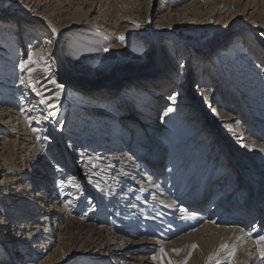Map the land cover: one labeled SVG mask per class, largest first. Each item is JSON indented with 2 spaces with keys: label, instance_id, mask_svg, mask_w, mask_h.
Instances as JSON below:
<instances>
[{
  "label": "bare ground",
  "instance_id": "obj_1",
  "mask_svg": "<svg viewBox=\"0 0 264 264\" xmlns=\"http://www.w3.org/2000/svg\"><path fill=\"white\" fill-rule=\"evenodd\" d=\"M10 1L23 6L33 19L29 28L35 30V35L32 39L22 40L26 31L22 32L19 24L0 19V264H65L66 257L71 254L69 236L74 234L72 229L93 234L107 228L106 225H98L100 219H104L101 196L97 192L99 189L93 186L91 192L85 191L84 180L71 163L77 165V169L83 167L85 170L88 163L98 169L89 171L93 173L91 177L97 178L95 181L90 179L89 183L102 187L100 182H109L113 192L107 199V205L112 210L116 207L115 222L121 230L129 227L130 233L143 231L140 225L145 218L138 213L149 208L151 214L148 220L152 222L154 218L150 215H156L155 228L164 229L165 232L152 239L142 237L138 242L125 237L120 238L121 243L110 240L103 244V248H106L103 252L98 251V258L107 257L114 264H131L127 262V253H130L127 248L141 244L145 247L151 245L147 250L155 252V257L162 256L163 261L160 263L153 256L140 254L135 259L138 264H163L175 247L194 243L217 248L220 242L235 246L238 254H255L259 258L255 243L257 233L253 231L251 236L248 235V221L245 218L250 220L256 215H263L260 198L264 199V196L260 190L264 186V151L261 150L264 149V134L258 128L251 127L254 123L248 126V120L239 113L229 111L231 103L235 102L232 96L219 98L216 86L202 84L208 79L217 84L223 82L222 73L228 72L230 66L242 58L252 63L250 49L244 46L246 40L244 43V40L235 41L227 50H219L216 63L222 73L217 69H206L201 82L193 88L191 75L193 73L194 76V67L189 60L181 67V75L177 76L174 87L172 78L180 67L178 58L172 54L159 66L162 75L154 79L155 85L148 86V82L141 79L145 73L135 69L139 66L131 65L133 59L127 63L125 61L130 51L142 48V40L147 33L141 26L137 27L140 25L137 21L123 18L120 13L110 10L109 3L98 4L86 0L74 6L71 4L69 8L73 7L72 12L65 16L69 8L64 15L63 9L58 7L63 3L65 6L71 0ZM187 1L164 0L152 26L153 7L147 12L145 25L154 32L155 50L160 48L158 40L162 29L177 28L173 26V18L178 16V12L186 9L210 12L214 16L213 23L230 22L238 14L237 7L242 2ZM241 4L243 16L257 22L259 11L248 8L249 1ZM191 22L192 19H188V23ZM190 27L188 25L185 29L189 30ZM53 29L57 31L53 32ZM254 29L264 30V26L258 24ZM120 35L125 37L123 43L119 40ZM24 40L30 42L27 52L22 54ZM64 41L68 43L65 52L62 49ZM258 42V39H254L250 43H253L256 54H262ZM168 44L172 48L183 45L185 49V44H179L176 39ZM193 52L188 51V54ZM29 53L34 54L35 63L31 71L26 69L21 72L19 64L27 59ZM92 66L107 70L95 74L96 84L88 86L82 80V75ZM130 70L135 72L133 76H121ZM21 77L25 80L24 84L20 82ZM16 78L17 83H14ZM30 79L48 101L47 105L40 103V96L29 86ZM166 83L173 85V92L161 96L167 102L161 115L154 117L160 104L157 92H168L166 87L169 84ZM56 84L63 87L58 89ZM119 91L120 97L115 99ZM57 92L60 93L58 98ZM249 93L247 90L244 95L248 96ZM171 96H175L174 103L170 100ZM194 97L201 102L208 101L205 97L211 100L206 106L216 120V126L227 129L226 125H232L238 151H247L250 157L257 156L258 159L252 162L262 164V169L257 165L254 169L253 176H257L253 180L255 188L243 195L241 213L236 209L232 212L234 207L231 200L247 190L246 184H243L244 175L240 169H235L232 159L228 160L225 152L219 149L222 147L215 145L216 137L208 138L200 131L203 124L196 115ZM14 100L21 104V110L14 107ZM169 107L173 111L164 115ZM76 120L77 124L74 125ZM136 120L141 121V125H136ZM183 125L195 127L187 135L182 129ZM85 136L89 142L92 140L93 147L82 151L79 149ZM175 136L179 138L177 142L171 139ZM245 144L253 147L250 149ZM166 147L170 150L167 169L158 175L163 167L157 166L162 163ZM156 160L158 165L155 167ZM80 163L83 165L80 166ZM107 173L113 174L111 179ZM219 176L226 178L214 191L216 195L208 211L204 213L203 207L187 210L194 207L191 202L194 196L205 198L211 181ZM145 178L148 180L146 184ZM66 198L69 200L64 201ZM82 207L88 211L82 213ZM181 207L186 209L185 213L180 211ZM99 213L102 214L97 219ZM263 217L254 222L260 228ZM175 223L182 228L187 223L191 225L184 228L187 232L176 235ZM263 230L260 229L261 235H264ZM171 236H176V239ZM112 239H119V236ZM116 242L118 245L112 247ZM124 243L129 245L126 249ZM161 248L163 253L160 252ZM121 251L123 254H117ZM257 264L261 262L258 260Z\"/></svg>",
  "mask_w": 264,
  "mask_h": 264
},
{
  "label": "rangeland",
  "instance_id": "obj_2",
  "mask_svg": "<svg viewBox=\"0 0 264 264\" xmlns=\"http://www.w3.org/2000/svg\"><path fill=\"white\" fill-rule=\"evenodd\" d=\"M82 1L85 2L86 0H71L70 3L68 2L67 4H65V6L63 3L58 8L60 10L63 9L62 12L64 14L65 12H67V9L69 8V6H71V4L74 6L75 3H78V2L82 3ZM87 1H95L98 4L99 3H102V4L109 3L108 8L110 10L120 13L123 18H129V19H132L133 21H137L140 24L139 26L145 29L147 35L145 36L146 38L142 40V45H143L142 48L139 47L133 50V52L130 51L125 61L127 63L129 59L130 60L133 59L134 63H132L131 65L139 66V67H136L135 69L140 70L141 73H145L143 74L141 79H144L145 82H148V86L155 85L154 79L162 75L159 72V66L165 63L167 56H170L172 54L176 56V58H178L177 64L180 67V70L178 69L177 73L174 74L172 78L174 79V87H175V84H177V81H176L177 76L179 77L181 75V72H182L181 67L184 65V63H186L187 60H189L191 63L193 62L192 65L194 67V76H193V73L191 75L193 79L191 82L192 88H193V86L195 87L197 83L201 82L202 75L205 73L206 69H211V68L215 70L217 69L219 73H222V71L219 70L220 69L219 65H217L216 63V58H217L216 54L218 53L219 50H223V49L227 50L230 47L229 45H231V43L235 41L238 42V41L244 40L242 41L244 43L246 40L244 46L250 49L249 52H251L252 63H247L245 62L246 60L242 58L240 62L235 63L234 65L230 66V68L228 69L229 73L228 72L222 73V76L224 79L223 82L217 84V82H214L208 79V82H203L202 84L216 86L219 90L220 95L219 94L217 95V97L219 98L221 97L225 99V97L232 96V98L235 99V102L231 103L229 111L232 114H235L236 112L239 113L246 120H248L247 121L248 126L249 124L251 126V122H252L254 123V125L252 124L251 127L254 126L258 128L261 131V134H264V130H263L264 128V80H263L264 79L263 78L264 77V30L255 31L254 29V26L258 24L261 26H264V0H242L243 3L244 2L246 3L249 1L248 8L253 7L259 11L260 18L257 22H252L251 20L243 16V13L241 12L242 2H240L239 3L240 5H238L237 7L238 11L237 10L236 11L238 14H236V16L230 22L221 21L219 23H213L214 16L213 14L211 15L210 12L208 13L202 12V11L198 12V10H195L193 12L189 9H186L185 11L184 10L180 11L177 14L178 16L173 18V26H177V28L170 27V28L162 29L161 37L158 40V46L160 48L157 50H155V47H154L155 46L154 45L155 42L153 38L154 32L152 29L149 30L147 28V26L145 25V21L147 20L146 18L147 12L151 9V7H153L152 17L150 19L151 26L156 22L159 10L163 6L164 0H87ZM188 1H191V0H188ZM213 1L217 2L218 0H213ZM182 5L184 4H181L180 6ZM64 9L66 11H64ZM72 9L73 7L69 8L68 13L67 14L65 13L66 15L65 14L64 15L67 16L68 14H70V12H72L71 11ZM0 19L1 20L4 19L7 22H10L12 24L13 23L19 24L22 32L26 31V32H23L24 34H23L22 40L23 38L32 39L34 37L33 35H35L33 33L35 30L33 28L32 29L29 28V25H31L33 19L26 13L25 9L21 5H17L16 3L10 0H0ZM188 19H192V22H191L192 24L188 23ZM188 25H191L189 30L185 29L186 26ZM218 31H220L219 34L217 33ZM259 34L261 36H258ZM171 38L176 39L179 42V44H181V42L185 44V49L183 48V45H178V47L172 48L168 44V42L172 40ZM254 39L256 40L258 39L259 41L258 47L260 48V51L262 52V54H256V52L253 51L254 50L253 49L254 47L252 46L253 43L251 44L250 42L253 41ZM29 42L30 41L28 40H24V52H22V54H25L27 52V46ZM161 47H164V49L161 50ZM67 48H68V43L64 41V43H62V49L64 50V52ZM191 50H193L194 52L192 54H188V51H191ZM19 53L20 52H18V55ZM188 55H191V56L189 57ZM206 59L208 60L203 64L202 61ZM117 64H120V63L117 62ZM129 68H133V67L130 66ZM106 70L107 69H105L104 67H101V68H97L95 66L89 67V69L86 72H84V74L82 75V80H84L85 84H88V86H93L96 84L94 80L95 74H98L99 72H104ZM158 72L160 74H157ZM134 73L135 72L133 70L132 71L130 70L127 72V74H123L121 76L131 77L133 76ZM204 76L205 75H203V77ZM17 79L18 78L14 80V83H17ZM106 80L107 79H103V81H106ZM88 82H92L93 84L89 85ZM167 84L169 83H166L165 85ZM167 86L168 87L166 88H168L170 92L169 90L168 92H163V91L157 92L158 95L160 96V99L157 96L158 97L157 99L160 100V104H158V106L156 107L154 117L155 116L159 117L161 115V111L163 107L166 105L165 103L167 101L163 100L161 96L163 95L165 96V94L169 95L171 94V92H173V89H174L173 85L169 84ZM247 90L250 92L249 93L250 95L252 94L254 96L252 95H251L252 97L250 95L245 96L244 93ZM119 97H120V91L118 92V94L116 93L115 99ZM207 100L208 101L201 102V100L197 99V97L196 98L194 97V101H193L194 103H197L196 104V115L198 118H201V123L203 124V127L200 128V131H203V134H207L208 138L216 137L214 138L215 145H217L218 147H222L219 149L225 152V155L228 157V160L232 159L233 161L232 163L235 164L234 166L235 169L237 167V170L240 169V173L242 172V174L244 175L243 184L244 185L246 184L245 187L247 190H244V193L243 192L240 193V196L233 198L231 200L232 206L234 207L232 212H234L236 209V211L238 210L241 213L243 211V208H242L243 195L248 190L253 189L254 187L253 180L255 177H257V176H253L254 169L256 165L258 167L260 166L259 169H262L261 168L262 164L261 162H257V163L252 162L253 160L255 161V159H258L257 156L254 157L251 154L252 156L250 157L249 156L250 153H247V151H238V148L235 146V143H234L235 133L229 131L228 128L223 129V128L216 126L217 122L211 115L212 114L211 111H209L206 106L211 100L209 99ZM14 102H15L14 107L16 109L18 108V110L19 109L21 110V106H20L21 104H19L17 100H14ZM173 121L176 122L177 119L176 120L173 119ZM136 122H137L136 125H141L140 124L141 121L136 120ZM76 124H77V120L74 125ZM74 125L72 126L73 129L75 128ZM192 127H195V126L183 125L182 129L187 135H189L190 133H192V130H191L193 129ZM152 137H155V136L152 134ZM171 139L173 142H177L179 140L178 136L172 137ZM81 142H82V147L79 150H82V151L89 150L93 147V145L91 144L92 140L89 142L86 136L83 140H81ZM43 144L44 143H42V145ZM203 144L204 143H202V145ZM169 154H170V150L168 149V147H166L163 153V156H162V163L158 165L157 164L158 160L154 162L155 167L156 165H158L157 166L158 168L163 167L162 170L158 172L159 173L158 175H162V173L166 171ZM194 156L195 154H193L192 157ZM83 158L85 159V157ZM239 158L241 159L239 160ZM243 158L248 160L250 163L247 164ZM163 161H164V164H163ZM71 165L72 167H74V170H76L78 176L82 180H84L83 182H84L85 191L91 192L93 190V186H96L99 189L98 190L95 187V189L98 190L97 192L101 196L99 198L101 199L100 201H101L102 208H104V217H103L104 219H100L101 222H98V225L100 226L106 225L107 228L100 229L99 231H96L95 233L92 232L93 234L85 233V232L83 233L78 230L72 229L74 234L73 235L70 234V236L68 235L70 238V246L72 249H71L70 256L66 257L65 259V264H96L97 262H98L97 264H114V261L111 259H108L107 257L98 258L96 256L98 255L99 250L103 252V249H106V248H103V244L107 243L108 241L112 240L113 242L116 240L117 242L119 241V243H121L120 238L125 237L126 239L131 240L133 242H138L142 237L152 239V238H156L159 235H164L165 233L164 229L159 230L155 228L154 219L156 218L158 219L156 215H150V216H153L154 218L152 222L148 220L149 214H151L149 212L150 210L149 208L143 209L142 213L141 212L138 213L142 218H145V219H142V222H141L142 225H140L143 231L142 230H140V232L137 231V233L135 234V233H130L131 229L129 227L128 229L121 230V228H119L117 226V223L115 222L116 221V213H115L116 207H113V210H112L111 207L107 205V199L109 195L113 192L112 188L109 185V182L107 181L100 182L102 187L96 183L94 184L89 183L90 179L92 181H95V179H97V178L91 177V174L93 173H89V171L93 172L95 170H98V169H94L93 165L90 163L87 164V168L85 169L87 170V172H85L83 167L82 168L78 167L77 169V165L73 163H71ZM81 165L83 164L80 163V166ZM135 165L136 164H134L133 166ZM112 173L110 174L107 173V177L109 179H111L112 175L116 172L114 171V173L113 174ZM225 178L226 176H219V178H216V180L215 179L212 180L210 184L211 186L208 190V194L205 196V198L203 199V197L199 198V197L194 196L191 199L192 206L194 207L187 208V210L194 209L195 207H198V208L203 207L202 208L204 210L203 212L204 213L207 212L208 211L207 209H209L208 207H210L209 204H212V201L216 195L214 191L224 181ZM146 183H148V180L145 178L144 184ZM137 188H139V186ZM260 191H261V194L264 196V186L262 187V190ZM67 200L69 199L67 198L64 199V201H67ZM260 200L262 202L261 207L263 210V215L262 216L261 214L258 216L256 215L254 219H250V220L249 218H245V220L248 221L246 225L248 229L250 226L254 224L255 221H257L259 218L264 216V199L260 198ZM201 205H204V206H201ZM80 211L83 213L88 210L86 207H82ZM228 213H230V211ZM101 214L100 213L98 214L97 219L101 217ZM105 216H106V219H105ZM235 221H239V220L235 219ZM188 224L191 225L190 223H187L184 228H189ZM121 225L123 227L127 226L124 224H121ZM175 226L177 227V232L175 233L176 235H178L179 233L187 232V229L185 230L184 228L179 227L177 223H175ZM261 228L264 229V221L262 223ZM260 235H261V232H260ZM113 236L115 237L119 236V239H112ZM171 237L172 239H176V236L174 237L171 236ZM117 242L113 244L112 247L117 246L118 245ZM220 243L226 244L224 242H220ZM193 244L194 243H191L189 246H183V247L181 246V247L173 248V250L179 249L180 251L179 252L173 251L172 255L168 257V260L162 263L169 264V262L171 261L172 264H184V261L186 260L187 264H207L208 256L219 252V256H217L214 260H212L211 264H216V260H221L225 262V264H227L228 256H227L226 251H220L221 244L220 246H218L219 248L217 247L218 249L215 246H211V247L203 246L202 247L199 245H198L199 247L196 245L197 247L193 249L192 248ZM123 246L126 249L129 245H127V243L126 244L124 243ZM149 246L151 245H147L145 247L144 245L142 246L141 244H135L131 246L129 249L127 248V252L130 251V253H127L129 257L127 258V262H130L131 264H138V262L135 259H137L138 255L140 254H142L143 256L152 257L155 254V252L147 250L149 249L148 248ZM143 247H145L146 249H143ZM11 250L13 251L14 248H11ZM119 253L123 254L122 251L117 252V254ZM189 253H191L190 256H189ZM238 253L239 252L235 251V254L231 257V264H257L258 260L261 262V260L255 254H251L250 256H248L246 253H240V254ZM162 258H163L162 256H158L157 261H160L161 263V261H163ZM147 260H151V259L148 258Z\"/></svg>",
  "mask_w": 264,
  "mask_h": 264
},
{
  "label": "snow or ice",
  "instance_id": "obj_3",
  "mask_svg": "<svg viewBox=\"0 0 264 264\" xmlns=\"http://www.w3.org/2000/svg\"><path fill=\"white\" fill-rule=\"evenodd\" d=\"M137 27H139V25H137ZM57 30L56 29H53V32H56ZM119 40L123 43L124 40H125V37L123 35H120L119 36ZM33 53H29L28 56H27V59L26 60H21L20 64H19V68L21 70V72L25 71L26 69H28L29 71L32 70L31 66L35 63V61L33 60ZM20 82L21 84H24L25 83V80L23 77L20 78ZM52 83H55V81H51ZM29 86L32 87L33 91H36L37 92V95L40 96V103H43V104H48V101L44 98V96L35 88V83L30 79L29 80ZM56 87L58 89L62 88L63 86L60 85V84H56ZM60 93L57 92L56 93V96L57 98L59 97ZM170 100L174 103L175 102V96H171L170 97ZM205 100H207V97H205ZM209 107L211 108L212 105L209 104ZM173 111L172 107H169L164 115H167L169 112ZM213 111H215V109H213ZM238 123V122H237ZM226 127L229 129V131L231 132H234L235 129L233 128L232 125H226ZM242 138V137H241ZM245 147H248V148H252L253 146L252 145H248V144H245L244 145ZM262 151H264V149H261ZM180 211L183 213L186 211V209H184L183 207L180 208ZM187 218V217H185ZM243 231V229H242ZM253 231H256L257 233V236H256V240H255V243H256V247H257V251L259 253V258L261 260V264H264V235H260V226L258 224H253L252 226L249 227L248 229V235L251 236L252 232ZM197 246L195 244L192 245V248H196ZM163 248L160 249V252L163 253ZM174 251L176 252H179L180 250L179 249H175ZM220 251H226L227 253V256H228V261H227V264H231V257L235 254V251H236V248L235 246L233 247H229L227 244H221L220 246ZM191 255V253H189V256ZM217 256H219V252L217 253H214L212 255H209L208 258H207V264H211V261L214 260ZM157 257L153 256V259H156ZM169 264H172V262L170 261ZM184 264H187V261L185 260L184 261ZM216 264H225V262L221 261V260H216Z\"/></svg>",
  "mask_w": 264,
  "mask_h": 264
}]
</instances>
